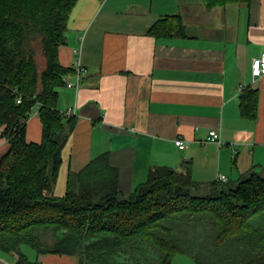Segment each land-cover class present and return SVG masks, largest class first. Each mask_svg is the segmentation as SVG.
Listing matches in <instances>:
<instances>
[{
	"label": "crops",
	"instance_id": "1",
	"mask_svg": "<svg viewBox=\"0 0 264 264\" xmlns=\"http://www.w3.org/2000/svg\"><path fill=\"white\" fill-rule=\"evenodd\" d=\"M174 14L182 19L184 37L148 33ZM262 54L264 0L212 8L201 0H77L58 57L73 70L64 79L74 80L77 62L84 74L77 90L59 89L58 109L75 124L62 150L54 195L64 194L70 171L106 152L123 195L157 167L189 173L202 186L220 183V175L234 182L261 171L264 76L252 81L250 62ZM241 84L246 88L239 92ZM246 89L255 92L253 116L241 110ZM68 109L74 114L67 116ZM210 130H218L221 145L207 141ZM1 133L0 158L9 147ZM41 134L35 107L24 138L39 143ZM25 245L20 250L35 264H79L77 255L29 252ZM14 260L0 252V264ZM171 264L196 263L179 254Z\"/></svg>",
	"mask_w": 264,
	"mask_h": 264
},
{
	"label": "trees",
	"instance_id": "2",
	"mask_svg": "<svg viewBox=\"0 0 264 264\" xmlns=\"http://www.w3.org/2000/svg\"><path fill=\"white\" fill-rule=\"evenodd\" d=\"M76 1L0 0V129L9 141L0 158V252L14 256V264H35L22 244L77 255L79 264H144L147 249L158 255L147 264H171L179 254L196 264H264V228L249 224L264 213V166L234 182L203 186L189 173L152 168L123 195L106 152L70 171L63 195L51 192L75 124L58 109L63 79L73 72L58 50ZM201 1L212 8L251 0ZM148 33L185 36L178 14ZM246 90L241 110L253 116L255 92ZM35 107L41 140L27 143L25 122Z\"/></svg>",
	"mask_w": 264,
	"mask_h": 264
},
{
	"label": "built area",
	"instance_id": "3",
	"mask_svg": "<svg viewBox=\"0 0 264 264\" xmlns=\"http://www.w3.org/2000/svg\"><path fill=\"white\" fill-rule=\"evenodd\" d=\"M84 74V70L83 67L81 66L80 63L77 62L75 68H74V80L68 78V79H64V85L67 88L70 89H75L77 90L80 86V82L82 80ZM250 75L252 78V81H255L256 79H259L261 77L264 76V54L255 57L251 60L250 62ZM246 87L241 84L239 85V92H242ZM20 98H17V103L20 102ZM74 109H68L66 112V115H73L74 114ZM38 114V112H37ZM207 141L208 142H213V143H217L218 145H221V141H220V136H219V132L218 130H210L209 134L207 136ZM175 144L179 147V148H183L185 147L184 141L181 139H177L174 141ZM226 177L224 175H220L218 177V181L219 182H226Z\"/></svg>",
	"mask_w": 264,
	"mask_h": 264
},
{
	"label": "rangeland",
	"instance_id": "4",
	"mask_svg": "<svg viewBox=\"0 0 264 264\" xmlns=\"http://www.w3.org/2000/svg\"><path fill=\"white\" fill-rule=\"evenodd\" d=\"M51 192L53 194H55L53 189L51 190ZM249 224L252 227H260V228L262 227V229H263L264 228V213L261 215L259 214L255 217L251 218L249 221ZM24 247L27 248V251H29V252H31V250H33L28 245H25ZM145 258H146V260H144ZM144 259H143L144 264H147L148 262H157L158 261V255H157L155 250L147 249V251L145 252Z\"/></svg>",
	"mask_w": 264,
	"mask_h": 264
}]
</instances>
